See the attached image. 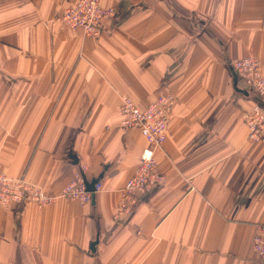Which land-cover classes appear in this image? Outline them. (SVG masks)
Segmentation results:
<instances>
[{
  "label": "crops",
  "instance_id": "obj_1",
  "mask_svg": "<svg viewBox=\"0 0 264 264\" xmlns=\"http://www.w3.org/2000/svg\"><path fill=\"white\" fill-rule=\"evenodd\" d=\"M77 0H0V171L58 193L83 170L91 201L0 210V263L264 264V144L243 113L257 98L234 59L264 74V0H100L114 7L97 37L56 18ZM177 102L163 176L129 213L113 215L147 142L123 128L122 96Z\"/></svg>",
  "mask_w": 264,
  "mask_h": 264
},
{
  "label": "built area",
  "instance_id": "obj_2",
  "mask_svg": "<svg viewBox=\"0 0 264 264\" xmlns=\"http://www.w3.org/2000/svg\"><path fill=\"white\" fill-rule=\"evenodd\" d=\"M115 14L114 7L102 6L100 0H77L73 6L64 10L56 21L61 26L80 29L85 36L97 37L103 24ZM231 66L245 88L257 98L251 109L243 113L248 128L247 138L264 144V74L261 72V64L257 58L249 55L234 59ZM177 99L173 93H164L147 106L139 107L129 96H122L117 108L120 126L137 128L147 145L139 155L134 174L120 190L114 219L129 213L141 195L162 181L163 176L157 170L155 151L163 146L167 138L168 123ZM86 182L83 170L77 171L58 193H50L21 177H12L0 171V210L8 209L11 204H52L58 198L75 199L85 204L90 202L102 187L101 183L97 182L94 191H88ZM251 246L258 258L264 260V224L255 225Z\"/></svg>",
  "mask_w": 264,
  "mask_h": 264
},
{
  "label": "water",
  "instance_id": "obj_3",
  "mask_svg": "<svg viewBox=\"0 0 264 264\" xmlns=\"http://www.w3.org/2000/svg\"><path fill=\"white\" fill-rule=\"evenodd\" d=\"M99 179H100V176L98 178H94L90 181H87L86 182V189L88 191H94V185L99 181Z\"/></svg>",
  "mask_w": 264,
  "mask_h": 264
}]
</instances>
